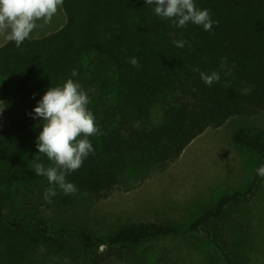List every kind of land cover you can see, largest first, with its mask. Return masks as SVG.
I'll return each instance as SVG.
<instances>
[{"label": "trees", "instance_id": "16d2710c", "mask_svg": "<svg viewBox=\"0 0 264 264\" xmlns=\"http://www.w3.org/2000/svg\"><path fill=\"white\" fill-rule=\"evenodd\" d=\"M195 3L218 21L211 31L192 23L176 27L145 0H64L61 27L20 47L0 45V102L9 122L0 131V264L71 263L79 253L95 263L142 258L149 244L168 236L209 245L217 264H243L254 254L244 220L262 178L256 170L264 165V131L250 127L232 134L235 144L259 156L250 181L201 208L186 225L139 221L97 232L57 226L40 215L43 207L105 195L127 174L141 176L175 159L206 128L264 110V0ZM179 40L184 47L175 46ZM133 57L138 66L130 63ZM200 72H217L220 79L208 86ZM68 79L89 96L103 133L89 137L94 154L66 177L78 189L70 195L32 168L52 163L35 143L43 124L29 115L48 88ZM49 187L57 193L51 203L43 195ZM233 207L240 208L237 217ZM70 243L73 248L65 247Z\"/></svg>", "mask_w": 264, "mask_h": 264}, {"label": "rangeland", "instance_id": "374dc122", "mask_svg": "<svg viewBox=\"0 0 264 264\" xmlns=\"http://www.w3.org/2000/svg\"><path fill=\"white\" fill-rule=\"evenodd\" d=\"M64 21V11L59 8L52 22L36 28L30 37L55 31ZM6 35L0 33V45L7 41ZM0 110L1 131L9 122L1 102ZM241 127L264 131V110L234 115L219 126L206 128L175 159L141 176L127 174L124 183L105 195L89 197L68 206L43 207L40 215L57 226H76L97 232H114L123 225L139 221L186 225L201 208L211 205L224 193L245 188L250 181L259 156L254 150L232 141L233 132ZM245 211V242L252 248L256 245V248L252 256L243 258V264H264V177L252 204ZM232 213L237 217L240 208L233 207ZM73 244H66L65 247L71 249ZM98 252L103 255L104 248ZM217 254L214 248L196 243L189 237L168 236L149 244L142 258H107L95 263L79 253L74 262L69 263L66 258L60 259V262L217 264Z\"/></svg>", "mask_w": 264, "mask_h": 264}, {"label": "clouds", "instance_id": "9594fccd", "mask_svg": "<svg viewBox=\"0 0 264 264\" xmlns=\"http://www.w3.org/2000/svg\"><path fill=\"white\" fill-rule=\"evenodd\" d=\"M63 3L64 0H0V33H7L6 40L20 47L36 28L52 22ZM145 4L153 5L158 17L171 20L176 27L183 28L192 23L211 31L213 24H218L212 20L208 9L196 6L195 0H145ZM174 44L182 48L185 41H174ZM130 63L134 67L139 64L135 57L130 59ZM193 71L199 69L194 68ZM77 75L73 70L72 76ZM200 76L208 86L220 79L217 72H200ZM89 104L90 98L81 84L68 79L63 86L48 88L29 113L43 124L35 141L38 153L44 154L52 163L48 167L36 163L32 168L38 176L46 177L49 185L58 186L66 195L78 191L66 177L79 170L89 154H94L89 137L103 134L95 122L94 113L88 108ZM256 171L264 177V165ZM56 194L54 188L49 187L43 195L45 201L51 203Z\"/></svg>", "mask_w": 264, "mask_h": 264}]
</instances>
